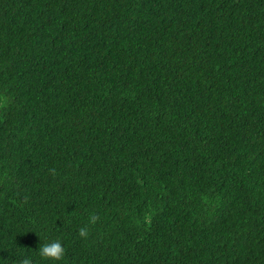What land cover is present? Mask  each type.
<instances>
[{"label": "trees", "instance_id": "obj_1", "mask_svg": "<svg viewBox=\"0 0 264 264\" xmlns=\"http://www.w3.org/2000/svg\"><path fill=\"white\" fill-rule=\"evenodd\" d=\"M57 239L264 264V0H0V264Z\"/></svg>", "mask_w": 264, "mask_h": 264}, {"label": "clouds", "instance_id": "obj_2", "mask_svg": "<svg viewBox=\"0 0 264 264\" xmlns=\"http://www.w3.org/2000/svg\"><path fill=\"white\" fill-rule=\"evenodd\" d=\"M97 220L98 217L95 214H90L87 217L88 227L82 226L78 230L79 237L87 239V237L89 236V227L95 225ZM38 255L45 262L51 261L53 262V264H57V262H60L64 257L65 248L62 245L61 241L57 239L49 243L41 244L38 249ZM19 264H32V259L31 257H25L19 262Z\"/></svg>", "mask_w": 264, "mask_h": 264}]
</instances>
